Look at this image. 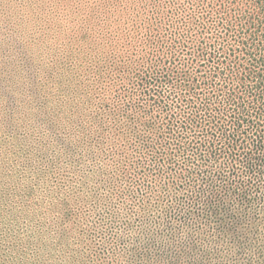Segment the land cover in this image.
<instances>
[{
    "label": "rangeland",
    "instance_id": "obj_1",
    "mask_svg": "<svg viewBox=\"0 0 264 264\" xmlns=\"http://www.w3.org/2000/svg\"><path fill=\"white\" fill-rule=\"evenodd\" d=\"M220 2L0 0L1 252L17 248L25 264H150L146 256L189 253L190 229L143 215L141 195L110 176L127 161L122 123L152 132L157 120L146 104L128 106V90L144 71L182 72L197 40L191 28L205 25ZM147 21L171 27L178 40L138 35ZM188 80L175 86L184 91ZM103 96L116 98L115 119L99 125L91 104ZM111 148L117 161L109 170ZM258 246L240 255L235 243L208 242L193 258L264 264Z\"/></svg>",
    "mask_w": 264,
    "mask_h": 264
},
{
    "label": "trees",
    "instance_id": "obj_2",
    "mask_svg": "<svg viewBox=\"0 0 264 264\" xmlns=\"http://www.w3.org/2000/svg\"><path fill=\"white\" fill-rule=\"evenodd\" d=\"M191 30L197 40L182 72L147 70L128 90V106L146 104L157 120L150 121L152 132L122 123L127 161L110 176L141 195L143 215L170 219L169 230L174 223L190 229L189 253L146 256L150 264H203L193 256L208 242L235 243L240 255L264 247V0H221L206 24ZM158 31L178 40L158 22L147 21L136 33ZM166 57L165 64L176 60ZM184 77L189 86L180 91L175 85ZM115 99L91 104L97 124L115 119L109 115ZM110 151L112 170L117 152ZM18 256L15 247L0 251V264H25Z\"/></svg>",
    "mask_w": 264,
    "mask_h": 264
}]
</instances>
